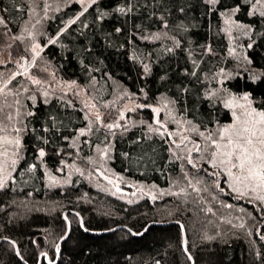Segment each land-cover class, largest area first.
Returning a JSON list of instances; mask_svg holds the SVG:
<instances>
[{
    "label": "trees",
    "instance_id": "1",
    "mask_svg": "<svg viewBox=\"0 0 264 264\" xmlns=\"http://www.w3.org/2000/svg\"><path fill=\"white\" fill-rule=\"evenodd\" d=\"M256 2L219 0L213 6L206 0H97L79 19L81 5L70 3L45 19L39 38L47 45L42 59L58 77L86 87L101 105L113 100L118 89L125 91L123 100L135 97L156 104L165 98L177 114L200 130H209L232 120L220 92L248 94L258 109H264V17L254 11ZM238 4L233 18L245 30L238 34L243 44L233 55L219 13ZM120 7L126 12L117 11ZM29 11L30 0H0V17L5 21L0 35L3 29L18 34ZM70 20L75 23L69 24ZM156 34L160 39L152 38ZM53 39L56 43H49ZM207 45L212 52L201 47ZM12 47L15 56L24 51L18 52L16 43ZM20 81L21 76L12 84ZM30 97L26 113L35 115L25 113L22 119L20 161L8 186L0 189V264H39L42 253L47 255L41 264H264V240L258 232L264 216L250 205H243L250 218L246 211L228 210L231 200L215 190L212 176L197 173V163L193 168L176 159L169 138L143 125L113 134L100 124L78 137L88 120L77 98ZM143 112L152 117L151 110ZM50 117L55 118V129ZM32 128L34 132L27 130ZM105 145L111 147L109 167L114 172L165 190L180 182L185 191L128 202L97 188L80 172L65 185H48V170L65 175L68 163L84 162ZM40 148L46 153L42 159ZM32 164L36 168L27 171ZM198 180L196 192L189 181ZM69 222L70 234L60 247ZM151 222L170 224H153L141 233ZM240 223L243 229L234 227ZM118 226L123 227L103 232ZM4 238L17 244L20 257L16 245Z\"/></svg>",
    "mask_w": 264,
    "mask_h": 264
},
{
    "label": "rangeland",
    "instance_id": "2",
    "mask_svg": "<svg viewBox=\"0 0 264 264\" xmlns=\"http://www.w3.org/2000/svg\"><path fill=\"white\" fill-rule=\"evenodd\" d=\"M74 2L80 4L83 11V5L79 3L78 0H30V11L28 14V19L25 21L20 32L14 35L11 34L7 29H3V32L0 35L3 36L5 40V42L2 41L3 38H1L2 40H0V73H3V79L7 80L11 77L12 74L22 71L17 61H20L21 63L27 62L28 65V71L25 75L15 76V79L21 76L22 81L14 85L12 84V81L14 80L13 79L11 81V84H9V89L12 91L14 95L9 96L7 98L9 103H13V107L11 109H8V111H11L13 115H15L17 109H19V111L22 113L21 116L17 117V120L19 122L16 124V126L22 128L24 127L22 119L27 109L26 101L31 95L36 97L41 96L42 98L47 99L53 95L59 94L62 97L73 96L74 98H77L81 107L85 110L86 116L88 117L87 119L88 124L85 128H83L86 130L89 128V121L92 122L90 125L91 130L97 124H100L106 129H108L106 125L119 123L120 125L119 128L111 129L113 134H115L118 131H121L122 129L125 130V128H131L140 125L146 126L147 128L151 126L153 129H155L159 126L155 124L156 113H154L152 109L157 107L162 109L159 115V119L162 122L165 121L167 122L168 131L176 132L180 130L177 124H175L174 122L168 119L169 113H171V115L174 116L177 120L181 121L183 128H187L188 125L183 122L188 120L177 114L173 104L165 98H159L156 104H144L143 102L139 101L138 98L135 97H131L128 100H123L125 96V91L118 89L116 92L117 95L116 97H114L113 100L101 105L96 102V100L91 96L89 90L86 87H81L77 83L75 82L73 83V81L64 80L58 77L54 69L50 67L42 59V53L47 45H42L40 43L39 38L43 30L45 19L48 18L50 14L54 13L61 7H64ZM45 5H48V7L45 8ZM253 9L256 12H260V13L264 12V0H261L260 3L256 2L255 7ZM225 18L226 17H224L223 20H225ZM231 19L235 21L233 15L231 16ZM227 27L228 25L224 23V29ZM242 30L245 29L243 28L238 29L233 26L230 32L225 31L231 43V49H235V54L243 44V41L241 40V36L238 35L239 33H242ZM29 33H31V35H29ZM15 37H22V39H16ZM15 43H16V47L18 46V52L20 49L24 50L20 52V55L17 56L13 54L15 48H13L12 45ZM34 44L39 45L42 51H40V55L36 57L33 66L32 64L33 53L31 51V48ZM21 57H24L23 61H21ZM32 79H38L41 81V83L39 85L33 84L31 83ZM0 84H2V82H0ZM69 85H72V87H69ZM44 92L48 93L47 97L44 96ZM219 92L220 89H218V93ZM17 93L18 95H16ZM220 95L222 96L224 104L226 101L232 99L233 97L237 98L236 100L237 104L246 103L245 101L239 99V97H242L244 94L235 95L228 92L222 94L220 92ZM17 99L20 101L19 105L14 104V101ZM250 101H251L252 109H255L256 111H264V109L260 110L255 106V103L252 98H250ZM85 102L89 104H94L95 108H92L91 111H89L88 108L84 107ZM140 105H145V107H140ZM165 105H167V107H165ZM145 109L151 110L152 117L150 119H148L147 114L143 112ZM230 110L232 113V120L226 124L219 126H226L234 122L233 111L239 113L240 109L233 108ZM97 113L101 117L100 121L95 120V115ZM121 114H123V118H121ZM215 128L209 130H213ZM161 130L163 131V129ZM209 130H205L204 132L207 134V131ZM88 133L90 132H87V134ZM23 134L24 131L21 132L20 134L21 137H23ZM184 134L189 135L193 140H198V138L194 133L186 132ZM78 137H79V133H78ZM165 137L169 138L170 142L172 140H176V142L179 143V137L177 136L168 137L165 135ZM74 143H76V141ZM171 145H172V150L175 153V156L178 157L184 155L181 149H177L175 145L172 143ZM22 149L23 146L21 147L16 157L18 159V163L20 161L19 159L21 157ZM105 150H107L106 154H105ZM95 151L96 152L93 155V157L86 159L84 162L80 163L76 160H72L70 163H68L67 164L68 171L67 174L65 175H58L48 170L47 171L48 185L53 187L65 185L70 182L72 176L75 173L80 172L83 175H85L87 180H91L97 188L112 194L115 193L121 199L128 202L129 201L136 202L140 200V198L144 197L141 194H135L134 192L136 190H143L144 192L152 196V200H156L158 198L168 196L169 194L181 193V189H185L184 185L180 184L179 181H178L179 183L177 182L173 183V185L170 186L168 190L159 189L154 186H147L140 182L132 181L131 179H128L123 175L114 172V170H112L109 167V160L111 159V147L109 145L99 146ZM193 156L195 158V153L193 154ZM181 161L187 164L186 160H181ZM196 163L198 164L199 167L205 164L204 161L199 159L196 160ZM207 171L211 173L214 170L211 168L210 165H208ZM13 173L14 171L12 172V174ZM50 177L54 178L55 181L54 183L50 179ZM105 177H107V179H105ZM220 184H221V188H223L224 190L220 191L218 189V191L223 193V196H226L228 200H231V204H229L231 205V207H228L227 208L228 210H230L231 212L235 211L236 213H243L244 211H246L245 215L249 217L250 212L244 210L243 205H250L255 209H257L262 216H264V205H261L258 201L251 200L250 198H240L237 196L236 193H232L230 189L227 187V185L223 183V181H221ZM117 185L121 189L128 190L130 193L129 194L119 193L115 189ZM196 187L199 188L198 184H196ZM215 190H217V188H215ZM153 196H155L156 199H153ZM243 222L248 225L246 221ZM262 230H264V222L262 226L259 228V231L257 230L260 233L259 234L260 236H264Z\"/></svg>",
    "mask_w": 264,
    "mask_h": 264
},
{
    "label": "snow or ice",
    "instance_id": "3",
    "mask_svg": "<svg viewBox=\"0 0 264 264\" xmlns=\"http://www.w3.org/2000/svg\"><path fill=\"white\" fill-rule=\"evenodd\" d=\"M79 3L83 5V11L79 13L76 19H79L80 16H83L85 12L88 11V8L93 4L97 3V0H78ZM209 5H216L219 3V0H206ZM261 0H257V3H260ZM48 5H45L47 8ZM255 7V5H253ZM240 10V5H236L230 12H221L219 13L221 16L226 17L224 23L228 25L224 30L226 32H230L231 28L234 26L236 28H244L245 25L236 23L231 19V16ZM6 11V9H5ZM120 13H125L126 9L124 7H120L117 9ZM128 12H131V8L127 9ZM180 11H184L183 8ZM106 15V14H104ZM261 17H264V12L260 13ZM161 21L163 22V17H161ZM5 23L4 19L0 17V24ZM69 24L75 23L74 20H70ZM167 26L166 24L164 25ZM117 32L120 31L119 28L116 29ZM31 35V33H29ZM16 39H22V37H15ZM153 39H160V35L156 34L152 37ZM144 39H148V37H144ZM49 43L55 44L56 41L50 40ZM179 42H176V47H179ZM202 48L207 49V52H212V48L210 45L201 46ZM249 48L252 47V44L248 45ZM168 52H172L173 49H166ZM33 53L32 64L34 66L35 59L40 55V51L42 49L39 45H33L31 48ZM230 54H235V49L230 50ZM24 60V57H21V61ZM19 67L22 71L14 73L7 80L3 79V73H0V189H4L8 186V182L12 179V172L16 170V165L18 163V159L16 158L21 147H22V137L21 132L25 129L22 127H17L16 124L19 122L17 117L21 116L22 113L17 109L16 114L13 115L11 109L13 107V103L8 102V97L14 95L12 91L9 89V84L11 81L15 79L16 75H25L28 71L27 62L21 63L17 61ZM194 67H196V62L193 61ZM145 71H148V65H144ZM223 71V70H221ZM191 75H195V73H191ZM164 77H161L163 79ZM31 83L39 85L41 83L38 79H32ZM74 83V82H73ZM72 87V85H69ZM18 95V93L16 94ZM48 93L44 92V96L47 97ZM30 99L35 100V96L30 97ZM240 100L245 101L244 104H237L236 97L225 102L226 108H239L240 111L237 113L233 111L234 122L226 125V126H218L213 130L207 131V134L204 131H200L198 126L192 124L191 121H184L188 125L187 128H183L180 120H177L174 116L169 113L168 119L175 124H177L180 130L176 132H170L167 129V122H162L159 119L161 108H153L152 111L156 113L155 124L159 127L153 129L149 126L150 131H155L162 138L166 136L179 137V143L176 140H172L171 143L175 145L177 149H181L184 155L175 157L179 160H186L187 164L193 166V168H197L196 160H202L205 164L211 166L214 170L211 173L207 172L203 166L197 168V173L203 171L206 175H211L213 180L215 181L214 187L223 191L221 188L220 182L223 181L224 184L230 189L232 193H236L240 198H250L251 200L258 201L261 205H264V111H256L251 108V101L248 94H244L242 97H239ZM45 103H48L45 100ZM14 104L19 105L20 101L17 99L14 101ZM69 104L71 102L69 101ZM85 108H88L91 111L92 108H95L94 104H89L85 102ZM140 107H145V105H140ZM167 107V105H165ZM131 110V109H130ZM27 116H34L35 113L32 111H28L26 113ZM121 118H123V114H121ZM52 119V129L56 128V122L54 117H50ZM85 119H88L86 116ZM101 117L97 113L95 115V120L100 121ZM91 121H89V128L80 129L79 136H84L87 132L91 131ZM106 127L111 130L113 128H119V123L116 124H108ZM163 129V131L161 130ZM28 131H35V128L27 129ZM43 131L48 132L50 129L48 127H44ZM191 132L196 135L198 140H193L189 135L184 133ZM15 133V134H13ZM67 139V138H65ZM43 142L48 143L47 139H44ZM105 150V154H106ZM195 153V158L193 154ZM46 153L43 148L38 150L39 158L45 157ZM175 156V153H173ZM36 168L35 164H32L28 167L27 171L32 172ZM11 169V170H10ZM50 179L54 181V178L50 177ZM107 179V177H105ZM111 183V181H110ZM201 183V181H197V184ZM189 187H191L194 191L199 192L200 189L196 187V184H192L189 181ZM116 190L120 191L119 186H116ZM185 189H181V193H183ZM203 191H207V188H204ZM115 194V193H113ZM175 195H180V193H174ZM153 199H156L153 196ZM131 202V201H129ZM227 207H231V205H227ZM208 212H212V208L209 207L207 209ZM78 215V214H77ZM67 219V217H65ZM178 223V222H177ZM231 223V221H228ZM81 225L83 222L81 221ZM234 227L243 229L245 225L240 223L238 225H234ZM86 230V229H85ZM251 235V233H248ZM208 239H213V237H208ZM261 239L264 240V236H261ZM15 244L14 241L11 242ZM186 245V241H183ZM58 247V246H57ZM184 251L187 252V247L185 246ZM19 255V253H17ZM42 255H47L46 253H42ZM191 260V256L188 257Z\"/></svg>",
    "mask_w": 264,
    "mask_h": 264
},
{
    "label": "water",
    "instance_id": "4",
    "mask_svg": "<svg viewBox=\"0 0 264 264\" xmlns=\"http://www.w3.org/2000/svg\"><path fill=\"white\" fill-rule=\"evenodd\" d=\"M119 188H120V187H119ZM115 189H116V187H115ZM118 192H119V193H123V194H129V193H130L128 190H126V189H121V188H120V191H118ZM134 193H135V194H141V195L144 196L145 198L152 200V196L149 195L148 193L144 192L143 190H136ZM172 223H173V222H172ZM176 223H177V222H176ZM153 224H157V225H167V224H170V223L151 222V223L146 227V229L143 230L141 233L145 232V231H146L150 226H152ZM178 224H180L181 227H183L182 224H181V222H178ZM120 227H123V226H118V227H115V228H112V229H109V230H104L103 232H104V233H106V232H112V231H115V230L119 229ZM70 231H71V223L69 222V223H68V231H67V233L64 235V237H63V238L60 240V242H59L60 247L62 246L63 241H64L65 239H67V237L69 236ZM183 235H184V241L187 242V238H186V234H185L184 228H183ZM2 240H3V238L0 239V242H1ZM4 240L12 241V240H10V239H8V238H4ZM15 245H16L17 253H19L18 246H17V244H15ZM185 246L187 247V243H186V245L184 244V248H185ZM186 253H188V248H187V252H186ZM17 255H18V254H17ZM18 257H20V253H19ZM42 257H43V255H42L41 258H40V262H39V264H41Z\"/></svg>",
    "mask_w": 264,
    "mask_h": 264
}]
</instances>
